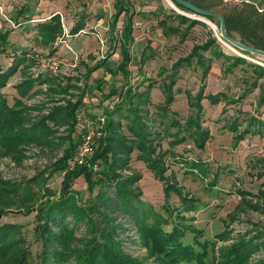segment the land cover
I'll use <instances>...</instances> for the list:
<instances>
[{"label":"rangeland","instance_id":"rangeland-1","mask_svg":"<svg viewBox=\"0 0 264 264\" xmlns=\"http://www.w3.org/2000/svg\"><path fill=\"white\" fill-rule=\"evenodd\" d=\"M115 3L116 0H0V37L9 33L7 43L0 38V63L7 67L21 60L16 73L3 88L10 106L16 100H21L22 108L26 111V126L31 127L48 117L55 107L66 108L70 104H77L71 120L73 128L69 124H56L47 119L48 126L56 130L53 144L25 143L19 148L17 157L6 152L0 154V179L29 185L34 192L41 193L43 186L58 192L66 172L75 171L81 166L93 169L96 171L94 177L99 175L101 178L104 164L97 155L104 148L108 134L107 112L125 100L129 85L136 87L137 91L144 93L147 102L144 108L149 113V122L155 119L157 130L164 133L159 109L165 106L166 84L173 83L169 77L172 66L180 57L188 55L195 44L213 35L223 51L241 56L258 68L247 63L233 65L232 59H214L205 81L202 79V67L196 59L180 69L172 85L174 100L170 118L184 122L194 112L188 94L196 95L203 83H206V93L222 91L228 94L229 100L236 102L212 104L208 99H203L204 125L211 132L203 148L191 140L171 146L169 142L173 136H166L161 141L164 149L170 148L173 152L168 155L165 174L175 178L183 192L195 197L199 203L196 210L183 212L190 217L189 222L194 224L198 234L194 237L196 232L186 228L183 236L185 243H192L201 251V242L207 241L206 260L211 261L221 260L225 248L245 239L253 240L259 246L252 252L249 264H263L264 201L261 194L264 192V136L248 135L237 142V132L225 125L244 104L249 106L250 103H256V106H252L256 109L255 114H263L260 108L264 105L259 106V96L264 75L256 77L255 72L259 69L263 71L264 57L242 52V49L225 40L220 35L219 19L212 21L192 12L184 13L173 0H127L130 14L123 11L117 21ZM180 14L200 20L186 39H180L169 29L165 33L160 24L161 20L168 18L170 27L177 25L179 19L176 16ZM83 22L84 26L73 33V27ZM128 23L134 42L130 45L132 61L127 65L128 73L125 74L118 68L123 58L121 41ZM227 44L236 50H230ZM206 55L210 53L206 52ZM51 57L61 61L56 71L44 67H49L48 59ZM100 61H105V64L88 74V69ZM28 79L35 80V83L30 94L22 97L18 85ZM255 81L259 86L252 85ZM113 88L117 93L110 94ZM101 117L105 118L104 121ZM85 119L94 121L86 124ZM94 129V152L85 158L86 164L70 168L69 162L78 154L83 133ZM170 130L175 132L177 128L172 127ZM71 143H75L76 147L67 159L66 169L54 171V163L63 157ZM137 154L135 149L131 168L118 169L117 173L122 176H141L136 181V194L144 204L153 206L164 218L169 214L163 205L169 203L171 207L179 206L180 198L172 192L166 199L163 180L156 178L146 162L137 159ZM182 157L199 160L208 174L202 175L199 168L190 171L189 167L184 166ZM96 162L99 167H95V170L93 165ZM73 186L79 190L81 201L94 196L99 189V185H96L91 192L83 175L74 179ZM9 203L7 195L0 197V208H6ZM20 204L16 202L9 207L12 211L7 209L8 213L0 220V224H22L26 245L36 255L41 242L32 233L36 224L35 213L24 215L23 211H17ZM175 214L174 211L173 217ZM123 221L130 224L128 216ZM162 225L165 229L173 226ZM132 228L123 234L126 239L130 238L125 239L126 252L140 257L145 264L158 263V257L142 243L139 229L135 226ZM80 230L78 237H82L84 228ZM181 264H196V261L184 260Z\"/></svg>","mask_w":264,"mask_h":264},{"label":"trees","instance_id":"trees-1","mask_svg":"<svg viewBox=\"0 0 264 264\" xmlns=\"http://www.w3.org/2000/svg\"><path fill=\"white\" fill-rule=\"evenodd\" d=\"M188 1L200 8L222 13L226 21L227 32L231 37L246 45L264 50V0ZM126 2L127 0H116V21L123 11L128 13ZM177 5L186 12L194 13L179 4ZM216 7L220 9L216 10ZM176 17L179 19L177 25L170 27L168 18L161 20L160 24L165 33H168L169 29L180 39H186L190 30L200 23V20L191 19L185 15L180 14ZM208 18L212 21L217 20L213 17ZM83 26L84 22L75 25L72 29L73 33L78 32ZM131 34L132 30L128 23L121 41L123 58L118 68L125 74L128 73L127 65L132 61L130 45L134 42V37ZM8 36L9 33L6 32L0 38L4 43H7ZM206 52H209L210 55H206ZM242 52L250 53L244 50ZM219 58L232 59L233 65L247 63L258 68L254 63L248 62L241 56L230 55L223 51L218 39L210 35L204 42L195 44L188 55L180 57L173 64L169 75L173 80L172 85L176 82L180 69L184 65L190 64L194 59L201 65L202 79L205 81L212 68V62ZM19 61L21 60L15 61L7 67L0 63V154L6 152L14 157L18 156L19 148L25 143L53 144L56 141L53 138L56 130L48 126L47 119L56 124H69L73 128L71 120L74 118V111L77 107V104L72 106L70 104L66 108L55 107L48 117L27 127L26 111L22 108V101L18 99L13 106H10L3 92V88L16 73ZM104 64L105 61H100L88 69V74ZM255 73H257L256 77H262L264 69L263 71L256 70ZM34 83L35 80L28 79V81L19 84V94L22 97L30 94ZM172 85L166 84L165 106H161L159 109L160 119L163 118L164 133L157 130L155 119H151L152 122H149V113L144 108L147 103L144 93L137 91L136 87L129 85L125 91V100L115 104L114 108L107 112L108 134L104 141V148L97 155L104 164L103 170L100 172L101 178L99 175L94 177L96 171L93 169L81 166L75 171L66 172L58 192L43 186L41 193L34 192L29 185L0 179V197L7 195L10 198L8 206L0 208V220L8 213L9 207L20 202L21 204L18 206L20 209L17 211H23L24 215L35 213L36 224L32 233L41 242V248L35 255L31 247L26 245L27 238L23 233L22 224L17 222L0 224V264H145L140 257L126 252L124 248L126 238L123 237V234L131 231L133 226L141 232L142 243L153 255L158 257L156 264H181L184 260H194L196 264H249L252 252L259 246L253 240L245 239L235 243L222 251L221 260L211 261L206 260L209 245L207 241H200L203 246L201 251H198L194 244L183 241L186 228L196 232L194 237L198 235L194 224L189 222L190 217L183 212L196 210L199 203L195 197L183 192L175 178L166 176L167 158L169 153L173 152L170 148L164 149L161 141L166 136H173L169 142L171 146L191 140L203 148L205 142L211 137L209 127L204 125L203 99H208L212 104L222 101L228 104L234 100H229L228 94L222 91L206 93V83H203L196 95L188 94L190 106H193L194 112L182 122L169 116L174 100ZM252 85L257 87L259 83L255 81ZM115 93L117 90L113 88L110 94ZM259 103V106L264 105V81L261 85ZM231 120L225 126H229V129L237 132L235 136L237 142L248 135L264 136V119L259 115L248 113L240 108ZM124 127H126V131ZM172 127L177 130L172 132L170 130ZM240 127H242L241 130ZM75 143H71L63 157L54 163V171L66 169L67 159L73 154ZM135 149L138 151L137 159L144 160L147 167L154 172L155 177L163 180L167 192L166 199L172 192H175L180 198L179 206L171 207L169 203L163 205L169 214L164 218L162 214L153 209V206L149 205L148 207L147 204H144L136 194L138 192L136 181L141 176H122L117 173L118 169L131 168L132 153ZM158 150L160 151L158 152ZM182 159L184 166L189 167L190 171L199 168L202 175L208 174L199 160L183 157ZM81 175L84 176L91 192L95 190L96 185H99L98 192L94 196H89L85 201L79 199V190L73 186L74 179ZM215 182L217 181L215 180ZM243 193L245 192L243 191ZM261 198L264 201V192H262ZM9 211L12 210L9 209ZM174 211L175 217H173ZM126 216L130 218V224L123 221ZM164 223L173 226L171 229H165L162 225ZM81 227L84 228L83 235L78 237Z\"/></svg>","mask_w":264,"mask_h":264},{"label":"water","instance_id":"water-1","mask_svg":"<svg viewBox=\"0 0 264 264\" xmlns=\"http://www.w3.org/2000/svg\"><path fill=\"white\" fill-rule=\"evenodd\" d=\"M173 1L179 5L187 8V9L193 11L197 15L204 16V17H213V18L219 19L220 25H221L220 26V35L225 40H227L229 43L235 45L236 47H238L242 50L248 51V52H250L254 55H257V56L264 57V50L263 49H259V48H255V47L250 46V45H246V44L242 43L241 41L234 39L233 37H231L228 34L227 28H226V21H225L224 15L222 13L214 11V10L200 8L188 0H173Z\"/></svg>","mask_w":264,"mask_h":264},{"label":"built area","instance_id":"built-area-1","mask_svg":"<svg viewBox=\"0 0 264 264\" xmlns=\"http://www.w3.org/2000/svg\"><path fill=\"white\" fill-rule=\"evenodd\" d=\"M183 12L187 13V12H185V10H183ZM48 60L50 61V64H49V67L44 66L45 68H47L46 70L56 71L61 66V61L57 57L56 58L51 57ZM43 70H45V69H43ZM104 119H105L104 117H101L102 121H104ZM90 121H94V120L87 121V119H85L84 123L89 124ZM95 136H96L95 129L92 130L91 132L87 131L86 133H83V137H82L81 143L79 145L78 154L76 156H74V158H72V160L69 162L70 168L75 167L76 165L81 166L83 164H86L85 158L87 156L91 155L95 150V142H94ZM88 165H90V164H88ZM93 167L94 168L99 167L98 162H96V164L93 165ZM95 170H96V168H95Z\"/></svg>","mask_w":264,"mask_h":264},{"label":"crops","instance_id":"crops-1","mask_svg":"<svg viewBox=\"0 0 264 264\" xmlns=\"http://www.w3.org/2000/svg\"><path fill=\"white\" fill-rule=\"evenodd\" d=\"M85 0H82V2H84ZM256 102V101H255ZM256 106V103L254 104ZM253 103H250L249 106L248 104H244L242 107L244 109V111L251 113V114H255L256 109H253L252 106H254ZM261 110H263V114L259 115L262 119H264V106L260 108ZM258 115V114H255Z\"/></svg>","mask_w":264,"mask_h":264},{"label":"bare ground","instance_id":"bare-ground-1","mask_svg":"<svg viewBox=\"0 0 264 264\" xmlns=\"http://www.w3.org/2000/svg\"><path fill=\"white\" fill-rule=\"evenodd\" d=\"M225 43V42H224ZM227 46H228V48L230 49V50H236L234 47H232V46H230L229 44H227ZM226 46V47H227Z\"/></svg>","mask_w":264,"mask_h":264}]
</instances>
